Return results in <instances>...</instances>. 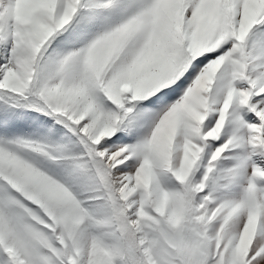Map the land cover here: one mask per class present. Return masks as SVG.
<instances>
[{
    "label": "snow or ice",
    "instance_id": "snow-or-ice-1",
    "mask_svg": "<svg viewBox=\"0 0 264 264\" xmlns=\"http://www.w3.org/2000/svg\"><path fill=\"white\" fill-rule=\"evenodd\" d=\"M0 264H264V0H0Z\"/></svg>",
    "mask_w": 264,
    "mask_h": 264
}]
</instances>
